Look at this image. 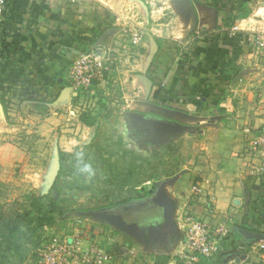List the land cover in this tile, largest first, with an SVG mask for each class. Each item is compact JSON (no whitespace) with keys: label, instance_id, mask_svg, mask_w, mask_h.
<instances>
[{"label":"crops","instance_id":"obj_1","mask_svg":"<svg viewBox=\"0 0 264 264\" xmlns=\"http://www.w3.org/2000/svg\"><path fill=\"white\" fill-rule=\"evenodd\" d=\"M227 1L191 0L196 21L192 15L181 18L177 29L169 30L177 39L169 46L165 24L158 30L149 20L147 5L153 0H6L0 16V88L11 101L21 100L20 110L33 107L38 113L29 114L41 118L38 134L55 131L45 149L44 170L56 148L60 158L57 190L50 197L88 200L86 212L127 206L111 218L105 213L81 218L74 210L60 216L61 206L49 212L39 199L38 213L56 217L32 233L38 243L48 230L59 232L79 219L68 225L82 228L84 246L93 241L106 249L104 264H179L182 216L189 213L226 226L219 251L199 264H264V249L258 248L264 242V171L252 144L264 139V56L252 47L255 28L249 18L235 15L243 1L230 0L233 6ZM96 49L100 56L116 57L105 87L109 105L101 111L80 109L65 75L74 58ZM155 105L173 110L175 118L162 117ZM42 106L49 110L45 115ZM82 112L97 121L82 123ZM154 117L191 124L195 131L158 132ZM69 119L72 126L58 127ZM186 135L200 139V154L188 167L181 160L188 151L182 145ZM159 181L166 184L154 195ZM194 183L200 184V196L191 191ZM206 205L215 217L206 216ZM163 214L174 221L167 231L158 228ZM144 224L148 229L142 234L138 227ZM19 226H3L4 237L10 235L0 240L6 242L0 253L8 252L0 263L22 261L28 238Z\"/></svg>","mask_w":264,"mask_h":264},{"label":"rangeland","instance_id":"obj_2","mask_svg":"<svg viewBox=\"0 0 264 264\" xmlns=\"http://www.w3.org/2000/svg\"><path fill=\"white\" fill-rule=\"evenodd\" d=\"M181 1H182L181 6L180 3L174 4L175 0H153V2H155L154 5H147L149 20L151 23H153L154 27L159 30L162 27V24H165V26L163 27L168 29V31H163V34L168 32L169 38L166 39V42L167 44H169V46H173L172 43L177 42L176 41L177 39L173 38V35L172 33H169V30L173 31L177 29L178 25L180 24L181 18H183V21L184 20L186 21V19H189L191 17L190 16L191 12L187 8V6H184L183 0ZM241 1H243V5L241 7H238V9H236V14H235L236 17H238V19H242L241 17H239L240 14L246 13V16L243 19L248 21L247 19L249 18L250 22L252 23V27L254 26L255 28L254 34L256 35L258 33L264 32V0H241ZM226 4H230V5L232 4V6L234 5V3L230 0H228ZM139 12H140L139 16L143 17L141 15L142 12L140 9ZM246 21L241 23L242 27L243 26L245 27L247 25ZM185 26L186 24H184L182 28H185ZM181 34L182 32H178L175 34V37L178 38L179 36H181ZM131 43L134 44V41H132ZM89 52L90 53L95 52V54L97 55L96 57H98L99 55L97 49L89 50ZM108 56L110 57V60H112V70L114 71L116 65L115 64L116 57L112 53H108ZM82 57L83 54L77 56L76 58H82ZM105 57H107V54L105 55ZM65 75H66L67 85L69 86V88H71V90H73L68 82L67 70ZM107 81L108 82L110 81L111 83V80H107ZM94 85L96 91L90 94H86L84 89H82L83 92L80 90L79 91H75V89L73 90L74 92H76V95L74 96L75 99L77 100L79 98V100H81V104H79L80 109L84 106L85 108H87L86 106L88 105L90 106V108L93 107L95 111H101L102 108H106L107 105H109L108 101L110 98H108L109 96H106L107 92L105 90V87L109 84L108 83L106 84V82L104 83L101 82L97 85L96 84ZM20 101L21 100H17V99H15V101H11V99L8 98V109L6 114L2 113V109L0 105V230H2L4 225H6L7 228H11V226L14 225L19 226L20 223L29 222V221L31 222L33 220V217H30L29 215L32 212H35L34 216H37L36 214H38V204H39L38 200L41 198V195L38 194V192H40L38 191L39 190L38 187H41L42 190L45 189L46 177L50 169V165H49V167L45 168L44 170V167L46 166V162H47L45 157H46V150H49L50 145L52 144L55 131L52 132V135H48V136L40 135V133L38 134V125L41 118L40 117L39 118L37 117L36 119H33L32 117L29 118L30 112L32 111V113H36L35 110L33 109V107L28 108L25 111L20 110L21 109ZM40 110H42L41 115L43 114L45 115L46 113L49 112V110L43 106L42 108H40ZM36 114L38 115V113ZM64 114L66 115V118H69V116H71L68 114L67 110L66 112H64ZM65 123H68V125L67 124L64 125ZM70 123H73V119H69V121H64V123L59 124L58 127L62 125L67 127L72 126L70 125ZM188 136L189 135H186L185 141L182 142V145L186 146L188 148V151L186 153V156L183 159H181L183 160L182 166H187V167L191 166V161H194L195 158L193 159V157L195 156V154L196 155L200 154V150L199 149L197 150V146L198 143L200 142V139L198 138V136H194V135H192L191 137ZM173 148L174 147H172L171 150H173ZM196 150L198 152H196ZM48 157L49 155L47 156V158ZM176 166L178 168V163L176 164ZM38 171L39 172L43 171L42 173L43 176L39 177V181L42 180V183L39 184H38ZM68 201L69 203H66L65 201L58 203V206L62 207L61 210L64 209L65 212H67L68 210H74L75 212H86L85 206L89 205L88 200L82 201L78 199L75 200L71 199ZM43 202L48 203V199H45ZM73 220H79V219H73ZM73 220L68 221V223L65 225L64 230H61L59 232L48 230L46 236L49 238L50 236L53 235L54 232L55 235L66 234L69 232L66 231L67 228L70 229L73 228V231H71L70 234H72L75 231V233L77 232L80 233L79 235L82 237V233H81L82 228L76 226L72 227L71 225H68L70 222H73ZM63 221L65 222L66 220ZM52 223H54V221ZM147 229H148L147 224L138 227V230L142 234H144ZM1 232L4 233V231ZM32 233L30 232L26 233L28 242L25 241V243L22 244V246L23 245H27V246L24 253L20 251L21 253L24 254V256L22 257V261L18 262L19 264H34L35 250L38 247V236L37 234L33 236L34 234ZM7 235L6 237L3 238L8 239ZM2 245H6V242H2V244L0 243V247H3ZM24 258H26L27 260Z\"/></svg>","mask_w":264,"mask_h":264},{"label":"built area","instance_id":"obj_3","mask_svg":"<svg viewBox=\"0 0 264 264\" xmlns=\"http://www.w3.org/2000/svg\"><path fill=\"white\" fill-rule=\"evenodd\" d=\"M5 2L6 0H0V16L4 12ZM250 41L256 54L264 56V32L251 35ZM105 55L96 57L95 52H89L83 54L82 58L72 60L67 68V78L73 90L84 89L86 94H90L96 91L94 84L112 80V60ZM252 144L253 149L262 158L260 171L263 172L264 139L257 137ZM191 191L194 196H200L202 191L200 184L194 183ZM205 210L206 216L215 217L212 206L206 205ZM182 218L183 240L177 253L178 263L199 264L202 258L208 259L215 255L219 251V239L226 233L225 224L219 223L213 226L205 216L195 217L189 213H185ZM79 234L73 232L55 235L54 232L46 241L38 245L34 264H104L109 258L106 249L93 241L84 246ZM258 248L264 249V242H261Z\"/></svg>","mask_w":264,"mask_h":264},{"label":"water","instance_id":"obj_4","mask_svg":"<svg viewBox=\"0 0 264 264\" xmlns=\"http://www.w3.org/2000/svg\"><path fill=\"white\" fill-rule=\"evenodd\" d=\"M186 1V6L187 8L189 9V11L191 12V15H192V20L193 22L196 21V12H195V9L193 7V4L191 2V0H185ZM71 90V88H69ZM76 95V92H74V96ZM1 105V104H0ZM156 109L158 110V112H160V115H162V117H166V116H169L170 114V118H175L174 115H175V112L169 108H165V107H162L160 105H155ZM159 114V113H158ZM150 120H152V125H158L157 127V131L158 130H161L163 128L166 129V131L168 132H171V133H177L178 131L180 132H184V131H188V132H193L195 131V127L191 126V124H181V123H178L177 120H162V119H158V118H150ZM96 125V124H95ZM159 132V131H158ZM60 170V158H59V154H58V150L57 148L54 150L53 152V157H52V161H51V164H50V169H49V173L46 177V185H45V190L46 192L48 193V191L53 187V184L57 178V175H58V172ZM177 176L173 177V178H170V179H167L165 182L166 183H172L173 180H175ZM164 181H159L155 184V188H154V195L155 193H158L159 190L162 188V186H164L166 183ZM51 191H53L54 193H56V190L52 189ZM153 200V198H152ZM125 209H127V206H118L117 208H113V209H109V210H105L104 212L103 211H100V212H93V211H90V212H75L76 215L78 216H89V215H94L95 214H104V215H108L110 218L112 217L113 214H118L119 215V212L121 211H124ZM162 219H163V222H161L160 226H158V228H163L166 226V231H167V227L170 226H173L174 225V221L171 217V215L169 214H163L162 215Z\"/></svg>","mask_w":264,"mask_h":264},{"label":"trees","instance_id":"obj_5","mask_svg":"<svg viewBox=\"0 0 264 264\" xmlns=\"http://www.w3.org/2000/svg\"><path fill=\"white\" fill-rule=\"evenodd\" d=\"M6 4L7 3L5 2V6H6ZM245 16H246V13H242V14H240L239 17L244 18ZM6 93H7V90L0 88V103L2 106V110L5 114L7 113V109H8V97L6 96ZM157 95H158V92L156 91L154 93V96H157ZM80 120L82 123H85L86 125H93L97 121V118H96V116H89L85 112H82V114L80 115ZM57 177H58V175H57ZM56 182H57V178L53 184V187L48 191V193L41 195V198H40L41 203H42L41 206L45 204L43 201L45 199H48V203H47L46 208L48 207L49 212L52 209H59L58 203L65 201L63 198L59 197V194H57V196L55 198L50 197L51 190L56 189ZM43 212H39L38 214H36L37 216H34L35 212H32V213L29 212V213H31L29 216L33 217V220L31 222L29 221V222L20 223V226L23 228V230L25 232H30V233L33 232L34 233L35 231H38V229L43 228L46 225L52 224L56 215L51 214V213L49 215H47L46 213H43ZM65 213H67V212L60 209V212L58 214L61 216V215H64ZM20 226L17 228H21ZM1 231H3V228H2V230H0V240L5 236V235H3V232H1ZM47 238L48 237H46V239ZM42 242H44V241H42ZM42 242L38 243V245L41 244ZM2 252L0 253V259H1L0 261L3 262V260L5 261V257L8 256V254H6L8 252L6 251V253H4V254ZM1 255L3 256V259H2ZM9 263H10V261L8 262V264ZM0 264H4V263H0ZM155 264H163V262L155 263Z\"/></svg>","mask_w":264,"mask_h":264},{"label":"clouds","instance_id":"obj_6","mask_svg":"<svg viewBox=\"0 0 264 264\" xmlns=\"http://www.w3.org/2000/svg\"><path fill=\"white\" fill-rule=\"evenodd\" d=\"M84 170L85 171H90V169L87 166H85Z\"/></svg>","mask_w":264,"mask_h":264}]
</instances>
